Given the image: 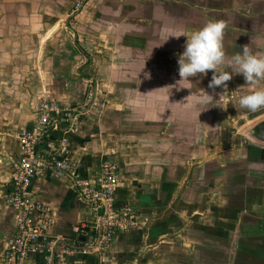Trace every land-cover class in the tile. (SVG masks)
Listing matches in <instances>:
<instances>
[{
  "label": "crops",
  "instance_id": "crops-1",
  "mask_svg": "<svg viewBox=\"0 0 264 264\" xmlns=\"http://www.w3.org/2000/svg\"><path fill=\"white\" fill-rule=\"evenodd\" d=\"M118 3L107 2L105 11L97 12L99 23L93 34L100 39L99 47H87L94 55L91 67L65 34L64 46L59 47L48 45L45 37L39 47L36 33L31 35L33 47H13V43L0 47V264L17 234V210L7 202L22 156L17 133L39 126L42 99L65 108L80 106L87 96L84 75L90 70L102 78L107 108L90 119L79 118L71 131L49 132L39 148L50 152L55 147L58 159H77L86 180L94 179L105 160L117 162L121 182L115 205L132 206L140 226L120 233L104 250L77 253L72 262L247 264L250 259L263 264L264 137L253 135L251 127L239 129L244 123L232 130L236 135L228 134L224 123H215L214 117L229 111L249 114V119L261 117L262 125L255 130L263 128L264 108L249 112L238 105L241 95L264 88V81L251 85L242 74H232L238 80L236 90L219 86L213 90L208 88L209 70L180 80L178 56L184 50V35L209 20L225 21V31L232 34L230 39L223 37L225 61L220 71L231 73V56L244 45L252 53L264 54V0ZM122 4L124 11L132 9L125 16L127 22L123 9L116 7L121 9ZM203 90L213 96L212 101L204 99ZM214 100L221 106L217 112ZM230 100L237 101L236 106L225 109L223 101ZM64 137L68 148L60 152L58 142ZM246 189L249 194L243 198ZM31 194L54 212L51 238L70 244L83 241L77 228L91 221V206L78 196L67 174L44 167L31 185ZM47 256L43 251L33 253L27 264H47Z\"/></svg>",
  "mask_w": 264,
  "mask_h": 264
},
{
  "label": "built area",
  "instance_id": "built-area-1",
  "mask_svg": "<svg viewBox=\"0 0 264 264\" xmlns=\"http://www.w3.org/2000/svg\"><path fill=\"white\" fill-rule=\"evenodd\" d=\"M93 94H90L89 100L98 104L100 99ZM86 116L87 111L61 107L56 101L45 98L41 100L38 109L39 126L17 133L22 156L15 165L12 192L7 196L8 204L17 210V234L6 250L4 264H27L31 254L41 251L48 255L47 264H75L71 258L77 253L104 250L120 233L140 226L137 211L132 206L115 205L116 190L121 182L117 162L105 160L94 179L86 180L82 177L77 159H58L55 147L50 152L39 148L49 132L62 128L65 133L71 131L79 118ZM58 144L60 152L67 151V138L64 137ZM44 167L67 174L78 196L91 206V221H84L77 228L79 239H83L79 244L51 238L48 234L54 224V212L50 206L35 200L31 194V185Z\"/></svg>",
  "mask_w": 264,
  "mask_h": 264
},
{
  "label": "rangeland",
  "instance_id": "rangeland-1",
  "mask_svg": "<svg viewBox=\"0 0 264 264\" xmlns=\"http://www.w3.org/2000/svg\"><path fill=\"white\" fill-rule=\"evenodd\" d=\"M118 1L119 0H67L64 2V0H0V47H12L11 43L14 44L13 47H33L34 38H32L31 35L34 33H36L34 37H37L36 44L38 46L44 37L49 39L48 45L52 44L54 47H59V45L64 46L65 34L68 44L71 47H76L78 52L84 57V64L87 67H91L94 63V55L92 50H89L87 47H99L98 41L100 39L97 35L93 34L96 28V21L99 23V20L96 19L98 17L97 12L101 13L100 11H105V8L109 6L107 2H116L117 5H119ZM115 6H113V8ZM116 7L119 8L118 10L122 11L123 9L124 11L125 6L122 4L121 9L120 6ZM128 7L131 8L130 6ZM131 12L132 9L131 11L125 9L123 12V22H127L125 16L127 17ZM50 30H52L51 32L53 34L50 33L49 35L48 33ZM227 32L224 30V37L230 39L232 34ZM52 35L53 38L50 39ZM101 41L108 43L107 38H103ZM246 42H249V40L246 39ZM94 71L90 70L89 72H85L87 73L84 75L86 79L84 82H86L88 87L87 96L84 102L76 107L77 109L88 112V116H86L87 119H90L94 115L102 114L109 102L106 97L105 87L101 84L103 83L101 80L102 78ZM208 72L213 74V70H209ZM1 73L4 74L3 71ZM237 81V79H230L226 89L230 92L236 90ZM238 86L240 88L242 87L241 84H238ZM213 90H217L216 87ZM92 92L95 97L100 99L98 104L90 102L89 96ZM223 102L226 104L223 105L225 109L228 108V106H232L233 108V105L236 106L237 103V101L232 100L227 103L226 101ZM212 103L215 109L214 112L221 109V106L218 105L219 101L214 100ZM224 112L227 113V111ZM229 112H231L232 115H230ZM229 112V115L225 114L224 116V114H222V116H217L215 114L214 117L215 123L218 121L224 123L225 130L229 132L228 134L236 135L237 131L232 130H237L241 127L240 125L244 123L245 127L239 129L246 130L248 127H251L252 134L257 138L263 139L264 127H260V130H255L257 124L258 126L262 125V120L259 122L261 117L249 119L252 118H248L249 114L242 116L233 111ZM217 118L219 119L217 120ZM237 125L239 127H237ZM241 133H244V131H241ZM245 178L247 177L245 176ZM239 180L243 182V177ZM247 194H249V189L244 190L243 198H245ZM246 262L247 264H253V261L250 259L246 260ZM261 262L264 264V261Z\"/></svg>",
  "mask_w": 264,
  "mask_h": 264
},
{
  "label": "clouds",
  "instance_id": "clouds-1",
  "mask_svg": "<svg viewBox=\"0 0 264 264\" xmlns=\"http://www.w3.org/2000/svg\"><path fill=\"white\" fill-rule=\"evenodd\" d=\"M225 28V21L209 20L202 28L191 30L187 35L181 34L187 39L183 52L178 56L180 80L196 77L198 73L206 74L207 70H213L212 78L208 84L210 89H215L217 86L226 89L225 82L232 79V74H242L246 83L251 85H258L260 81H264V54L252 53L248 45L242 46L241 51L232 54L231 73L220 71L219 66L225 61L223 47ZM148 75L145 73L146 77ZM204 99L212 101L213 96L204 91ZM239 106L249 112L264 108V88L257 87L254 91L241 95Z\"/></svg>",
  "mask_w": 264,
  "mask_h": 264
},
{
  "label": "bare ground",
  "instance_id": "bare-ground-1",
  "mask_svg": "<svg viewBox=\"0 0 264 264\" xmlns=\"http://www.w3.org/2000/svg\"><path fill=\"white\" fill-rule=\"evenodd\" d=\"M254 129V128H253Z\"/></svg>",
  "mask_w": 264,
  "mask_h": 264
}]
</instances>
